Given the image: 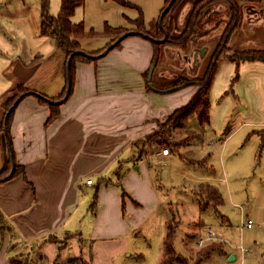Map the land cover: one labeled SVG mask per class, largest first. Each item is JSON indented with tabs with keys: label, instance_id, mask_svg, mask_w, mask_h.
I'll return each instance as SVG.
<instances>
[{
	"label": "crops",
	"instance_id": "0c3cea01",
	"mask_svg": "<svg viewBox=\"0 0 264 264\" xmlns=\"http://www.w3.org/2000/svg\"><path fill=\"white\" fill-rule=\"evenodd\" d=\"M262 1L245 6L240 26L231 38L232 49H264ZM60 10L61 3L58 13L52 10L51 14L57 16ZM228 19V4L211 6L201 24L202 34L192 40L188 51L173 47L174 59L192 72L209 53L207 40L220 37ZM153 53L149 35L130 30L119 46L104 55L78 61L71 94L62 101L60 116L47 123L51 108L39 100V95L57 97L68 86L65 55L54 37L41 32V0H0V172L9 155L2 128L5 99L18 86L29 89L17 102L7 133L12 163L0 181V264H12L14 256L23 255L31 261L34 258L33 264H72L78 260L135 264L132 259L143 256L137 246L142 243L137 238L143 232L138 213L146 209L142 184L152 196L149 207L156 211L164 204V179L177 183L180 177L185 182L193 177L199 194L200 188L207 194V186L218 190L215 181H226L225 177L194 171L202 165L213 166L215 139L209 137L207 141L204 134L196 138L194 128L183 131L189 121L171 131L168 139L178 147L168 154L157 143L158 137L149 139L197 91L194 85L173 90L179 92L169 98L172 103L167 108L161 96L165 93L150 90L144 75ZM202 127L223 135L219 141L223 157L229 144L236 141L235 161H245L236 167L246 168L253 175V185L260 182L264 175L262 154L257 164L254 155L264 148V60L236 62L224 57L220 61L211 88L210 121ZM13 160L14 172L16 165L20 168L9 176ZM221 164L225 172V163ZM88 178L93 182L87 183ZM108 191L113 192L111 201L105 198ZM96 192L97 205L92 210L88 202ZM182 207L187 210L189 205L183 202ZM248 216L251 210L243 209L241 231L248 228L243 226ZM172 220L166 221L168 228ZM189 223L192 228L184 240L191 247L199 246L200 236L206 234L207 227H213L212 223L204 225L200 218ZM215 230L222 234L218 251L230 260L237 258V250L226 249L224 233ZM164 250L157 264L164 259Z\"/></svg>",
	"mask_w": 264,
	"mask_h": 264
},
{
	"label": "rangeland",
	"instance_id": "374dc122",
	"mask_svg": "<svg viewBox=\"0 0 264 264\" xmlns=\"http://www.w3.org/2000/svg\"><path fill=\"white\" fill-rule=\"evenodd\" d=\"M126 1H128L131 5H124L118 0H83V3L76 8L75 13L71 17L72 22L78 23L82 21L84 22V27L87 32L93 29L95 32L100 33L99 35L86 36L82 38V47L85 50L96 49L98 47L100 48L95 51L103 50L108 46V44L112 42L114 37H110L101 33L105 30L107 24L114 27L123 26L122 30L117 31V34L121 35L126 32V30L135 29L136 25L132 20L143 15L147 30H151L152 26H154L157 21L160 20L161 14L164 10L163 8L166 4L165 0ZM259 1L260 2H258V4L263 2L262 0ZM239 2L241 4L243 17L245 6L248 7L249 5H252L251 3L253 2H249L248 0H239ZM60 3L61 0H50V12L52 13L53 11H56L57 14ZM191 7L192 2H186L179 16V28L183 26ZM220 30L221 29H219V31ZM219 39L220 37H215V40L213 41L207 40L206 43L210 46L209 53L202 60V63H200L196 69H193L192 72H190L188 65L183 67L182 63L177 62L174 59L175 53H173V47H170L169 45H163L161 57L159 58V61H157L155 67L154 82L158 86L164 87L167 85H172L178 79V77H181L182 75H187V77L190 78L200 75L204 71L205 64L209 60L211 51L216 46ZM228 46L231 47L230 43ZM173 73H178L180 76H172ZM150 90L153 89L150 88ZM178 92L179 91H171L163 95L161 94V96L165 97V99L163 98V103L167 106V108H171L170 105L172 102H170L171 100H169V98ZM17 93V90L16 92L11 93L6 97L5 101ZM188 128H194L198 131L196 138H199L201 134H204V136L207 137V141L209 137L215 139V143L211 148L213 151V166L202 165L199 168L195 167L196 170L194 171H197V173L201 175H215L218 176V178L225 177V182H220L219 180L215 181L220 193V202L219 204H215L210 195L205 194L203 188H200L199 194L198 190L195 189L198 184L197 179L193 177L187 182H185V180L180 177L177 183L164 179V182L161 184V195L164 197V204L160 207V209L155 211V209L153 210V208L149 207L150 203L153 202L151 199L152 196L148 195L145 185L142 184L143 187H141V196L143 197V200L145 199L146 209L145 211H140L138 213L142 219L141 226H143V232L137 238L140 240L139 242L142 243H137V246L142 250L141 252L143 256L139 255L137 258L132 259V261L135 264H157L161 257V249L164 247L163 237L164 234H167L168 230L166 221L171 219H176L175 221H171L174 226L180 222L177 236L175 234V250H177V253L186 258V260H177L173 264H197L201 253L209 251L213 248L221 249L223 244L221 241H207L204 246L195 247L193 245L191 247L189 241L187 243V240H184L185 237L183 236L192 228V223L189 222L193 219L200 218L202 219V223H204V225L212 223L210 225L223 232L225 241L227 242L226 249L228 251L237 250L235 253L238 255L237 258L230 260L226 253L213 250L211 251V255L209 257L203 259V264H264V222H261V219L264 218V175L262 176L260 182L257 180V184L253 185V175L251 173H247L246 168L236 167V164H245L244 160L235 161L236 157L234 156L233 152L238 145L237 142L235 141L232 144H229L223 157V155L220 154L222 143H219L223 135L221 133H217L215 130L209 131V129L205 131V127H202L199 124L197 115L194 114L190 117L189 123L183 129V131H186ZM214 134H216V136H214ZM252 144L253 143H251V145ZM150 146L152 147L154 145H148L147 147ZM161 147L165 148L167 145L161 144ZM143 148L145 147L143 146L142 149ZM152 150L153 148L151 151ZM263 150L264 148L261 149V151H257L254 155V164H257L259 160V154L261 153L262 167L264 169ZM145 151L147 150H143L142 152ZM176 156L178 157L177 154ZM179 161L181 162L182 160L180 159ZM221 161L225 163V172H223ZM244 173L247 174L242 176ZM121 184L122 182L119 184V186H121ZM194 191L197 194H193ZM195 197L198 198L197 200L199 202H197ZM105 198H107V201H111L113 199V192H106ZM191 199H194L198 206L196 203H193ZM93 200L94 197L90 199L88 206H90ZM183 202L189 205L187 210L182 209ZM200 202L202 205L204 204V209H201L202 205ZM85 205L87 207V204ZM243 209L245 212L251 210V218L254 220L255 224L252 228H245L243 231H241L240 221ZM105 210H108V208ZM149 213H151V215ZM87 219H89V215ZM201 237H205V234L201 235L200 238ZM63 241L65 242L66 240ZM240 246H244L247 251L242 253ZM13 259H16V264H33L32 261H34V258L31 261L26 255L21 257L14 256ZM66 264H70V262ZM72 264L87 263H82L78 260L77 262H72Z\"/></svg>",
	"mask_w": 264,
	"mask_h": 264
},
{
	"label": "trees",
	"instance_id": "16d2710c",
	"mask_svg": "<svg viewBox=\"0 0 264 264\" xmlns=\"http://www.w3.org/2000/svg\"><path fill=\"white\" fill-rule=\"evenodd\" d=\"M118 1L124 5H131L126 0ZM188 1L192 2V7L189 10V13L185 19L183 26L179 28L180 13L183 10L186 2ZM248 1L257 2L259 0ZM221 2L226 3L229 6V19L227 21L225 29L220 35L219 41L217 42L216 46L213 48L210 54L209 60L204 68V71L200 75L191 78L186 77V75H182L181 77H178V79L172 85H167L164 87L158 86L154 82V75L152 77V82L158 88L182 87L188 85H194L197 87V91L190 99V101L185 105L177 108L173 113L168 116L166 121L161 124V127L157 131L149 135V139L152 140L155 137H158L159 141L157 143L167 145L169 150L176 149L178 147V143L175 141H169L167 137L171 136V131L174 128L186 126L190 116L194 114L197 115L198 120L202 126H205L209 123L211 108V88L220 61L224 57H229L230 59L236 62H240L243 60H264V49H231V47L228 46L232 36L239 28L241 23L242 9L239 0H165L166 4L163 9H165L170 4L169 9L164 14L162 22H160V20L157 21V23L152 26L151 30L149 31L147 30V27L145 25L143 15L132 20L133 22H135L134 24L136 25L135 29L133 30H137L138 33H147L152 40L154 46L152 62L154 60L159 61L163 45L178 47L188 51L190 49L192 40L202 34L203 29L201 24L204 19L206 10L209 9L211 6ZM82 3L83 0H62L60 13L57 16H54L50 12V0H41V32L44 35H49L56 39L59 49L65 55V66H67L68 59L72 55V62L70 67L72 83L71 92L73 89L76 63L78 61H92L97 58L98 54H100L104 50L103 49L91 52L86 51L82 48V38L86 36H95L100 34L95 32V30L93 29L87 32L84 27V22L82 21L78 23L72 22V15L75 13L76 8ZM122 28L123 26L114 27L109 24L106 25L105 30L101 33L110 37H114V39L110 44H108V46L115 42L122 35L130 31L126 30V32L121 35L117 34V31L122 30ZM121 41L118 42L115 47L119 46ZM148 71L149 69L144 72L146 78L148 76ZM237 75L235 76V79L237 78ZM67 87L57 97L48 98L47 96L39 95V100L42 103L48 104L51 108V114L47 120V123L53 122L60 116V105L62 103L61 99L64 98V94H66ZM28 90L29 89L27 87L18 86V93L12 96L11 98H8L4 102L5 115L7 114L8 110H10L6 123L4 121V125H2L6 146H8L9 148V155L7 157L5 168L0 172V181H2L5 176L9 173V171L11 170L12 163V150L9 147V135L7 134L5 126L7 124L8 128H10L11 119L17 104L15 102L21 96V94L26 93ZM12 106L14 107L12 108ZM19 168L20 167L16 165L14 174L19 172ZM120 179L121 177L119 178V183ZM206 188L207 194L210 195L213 202H215V204H219L220 193L218 192V190L212 188L211 186H207ZM123 195H125V191H123ZM97 197L98 193L96 192L94 200L90 205V208L92 210H94L95 206L97 205ZM175 234L176 226H174L172 222H169L168 232L166 234V238L164 239V259L159 264H173L177 260H186L185 257L177 253L175 250ZM213 250L221 249L213 248L209 251L201 253L197 264H202L203 258L207 257ZM12 264H16V259H12Z\"/></svg>",
	"mask_w": 264,
	"mask_h": 264
},
{
	"label": "water",
	"instance_id": "95a60500",
	"mask_svg": "<svg viewBox=\"0 0 264 264\" xmlns=\"http://www.w3.org/2000/svg\"><path fill=\"white\" fill-rule=\"evenodd\" d=\"M172 1H173V0H172ZM169 7H170V4H169V5L163 10V12H162V14H161V17H160V22H162L163 17H164V14L167 12V10L169 9ZM133 33H134V32H133ZM125 35H127V33L124 34V35H122L120 38H118L115 42H113L111 45H109L105 50H103V51H102L100 54H98V55L102 56V55H104V53H106L107 51H109L111 48L115 47L116 44H118V42H120V41L124 38ZM71 62H72V55L69 57V59H68V63H67V67H68V80H69V82H68V87H67L66 94H65L64 98L61 100V102H62L64 99H66V98L69 96L70 92H71V87H72V83H71V75H70ZM156 64H157V60H154V61L152 62V64H151L150 68H149V71H148L147 81L149 82V86H150V88H152V89L155 90V91L162 92V93H167V92H171V91H173V90L178 89L179 87H172V88H167V89H160V88H157V87L154 85V83L152 82V77H153V73H154V70H155ZM28 93H29V92H28ZM23 95H24V94H22L20 97H22ZM20 97L16 100L15 103H17V102L19 101ZM13 107H14V106H12V108H13ZM9 113H10V110H8V112H7L6 116H5V123H6V120H7V118H8ZM5 128H6L7 133L9 134V128H8L7 124H6ZM14 167H15V162H14V160H13V169H12L11 173L9 174V176H11V175L13 174V172H14ZM9 176H8V177H9ZM233 257H234V256H233Z\"/></svg>",
	"mask_w": 264,
	"mask_h": 264
},
{
	"label": "built area",
	"instance_id": "2783aa9c",
	"mask_svg": "<svg viewBox=\"0 0 264 264\" xmlns=\"http://www.w3.org/2000/svg\"><path fill=\"white\" fill-rule=\"evenodd\" d=\"M169 151L170 150L168 147L163 148V153L168 154ZM86 182L92 183L93 179L88 178ZM254 224H255L254 220L248 216V218L244 221L243 226L248 227V228H252L254 226ZM221 239H222V234L217 232L213 227L209 226L206 229L205 237H201L199 239L198 245L204 246L207 241L213 242V241H218ZM240 249H241L242 253H245L247 251V249L244 246H240Z\"/></svg>",
	"mask_w": 264,
	"mask_h": 264
}]
</instances>
